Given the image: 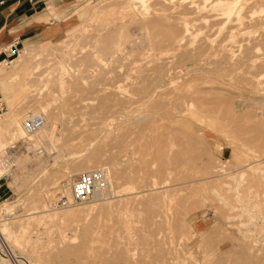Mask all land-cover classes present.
Here are the masks:
<instances>
[{
	"label": "rangeland",
	"instance_id": "obj_1",
	"mask_svg": "<svg viewBox=\"0 0 264 264\" xmlns=\"http://www.w3.org/2000/svg\"><path fill=\"white\" fill-rule=\"evenodd\" d=\"M107 1L116 2V0L75 1L71 5V9L68 13L64 16L55 17L56 22L52 29L44 31L41 36L38 35L30 38L36 39V41H30L32 45L29 46V50H26V53H24L25 55L21 56L20 52L21 49L25 47L24 41L23 43L14 46V51L11 49L9 50V54L5 53L4 56L0 58V61L6 60V62L0 63V72H12L20 65L19 63L21 61L30 65L29 68L25 69V72L24 70H21L16 78L9 80L10 82H13L18 89H15L14 91L12 90L11 92V98L12 96H15V98H13L14 107H11V101H9L11 100L9 98L10 95H6L0 86V102H3L5 105V108L0 110L1 119L5 117L6 112H8V110L11 111V109L14 110V115H16V117L21 118L20 115H22V117L25 118L27 117V114L32 111L33 107L44 105L47 109L55 112V115L57 114L58 128L62 127L61 130H59L61 135L60 137L62 138L63 136L66 138L65 141L60 138V141L58 140L54 142L55 147L48 150L46 147L49 148V146H52V144L48 141L42 142V145L38 144L35 147L33 143L31 145L26 144L25 139L28 138L27 136H23L24 138L22 136H17L18 130L14 128L8 129L7 127H0V166H2L3 161L9 158L8 155L14 154V152L21 154L10 173L5 170L0 172V181L6 182L10 188L9 193L0 198V229L4 231V229L1 228L2 223L7 224V229L9 230L11 228L10 231L13 236L20 235V244L24 247V250L20 247V245L18 247L16 246V250L27 258L29 261L28 264H45L38 258L35 252L49 250L52 248V244L54 243L53 239L56 238L53 234L52 236L49 235V233L52 232L53 227L55 226L53 225L54 220H51L48 217H44L43 220V218H38V215L42 214L41 211L45 210V208H56V210H58L70 209L74 207L73 209L75 211H79L76 212L71 220H67L69 224H67L66 221V223H64V220L59 221H61L60 223L63 225L67 224L68 227L71 226V228H75L73 230L70 227L67 228L66 225V227L64 226L65 234L69 231V237L70 235H73V240L75 241H78L79 231L83 228H81V226H84L85 220L87 221L85 222L86 224L90 222L88 220L91 219V221H93L96 219L97 221L95 222V225L98 229L94 232L93 238L95 241L92 242L94 245H104L103 242L107 241L109 236H114L119 238L121 242H124L126 240L125 238L131 235L137 240L139 239L138 237H145L144 240L139 241L138 243L139 251L155 253L164 249L165 256L168 259L170 258L169 261L171 260V264H208L210 261L208 262V259L205 260V257H207L209 253L204 251L207 249L204 247L207 246H210L207 250H211L212 253H210L215 256L214 259L210 258L212 263L210 262L209 264H214L213 260L217 262L215 264H219V262L220 264H229L227 261H230L231 263H235L236 261L237 264H248V262H250L249 264H264V255L261 254H264V143H262L264 136L261 135V131L258 130V128L254 127L256 120L264 119V40H261V36L264 35V0H245L246 4L243 2L245 6L242 5L243 0H241V2L239 0V3L242 5H240L239 8H244L242 10L243 14L239 13V16L236 14L237 17L233 18V16H235L234 14L229 18V20L225 18H220L218 20L216 18L211 19L213 18L212 12L215 9L209 5L212 0L172 1L174 5L172 10L192 12L190 13L189 18L186 16L189 24L185 27L188 32H186L187 37L183 42L189 48L203 45L205 49L203 48V51L196 55L194 59L197 64L202 61L203 66L207 68L210 66L209 69H213V71L212 73H210V70L207 72L200 71L201 74L198 72L199 74H194L193 77H187V80H180L181 83L178 87H176L175 91L168 90L165 95L163 94L162 96L165 99L172 98L173 95L180 92L182 93L184 90L190 92L192 89L199 86L204 89V93L209 92L207 94L209 97L216 96L221 100L218 104H210V107L197 100L195 101V104L193 103L189 105L188 108H191V111L188 110L183 115L179 112L176 113V109L172 105L168 106V110H164L163 108H158L153 105L152 107H148L153 109L156 113L155 115L159 126L158 130L160 129L163 131L164 128L166 129L167 127L172 131L171 134H173V137L171 140H166L168 152H174V148L176 150L181 145V147L184 146L186 148L185 160L191 159L187 162L185 160L183 161L184 167L180 164L181 167L185 168V163H191L186 164L188 166L184 169L185 171L186 169L187 171L189 170V173H186L187 171L185 172L184 170L181 171V168L177 170H180L179 173L181 175L184 172L183 175L181 176L177 171H175L176 175L179 174L181 178L188 177L187 179H192V177L193 179L195 178L192 184L190 186H185V188H181L182 186L179 187L181 185L179 184V182H181L180 177L176 176L175 172L173 174L176 177H173L178 179L175 180H177L179 185L175 183L176 181H173L174 179H172V177V181L169 178L170 180L160 182V184L167 183V190L169 187H172L173 184H175L174 188H176V185L179 187H177L179 190H176V192L172 187L168 190L171 194L168 193V195H165L164 193V196L158 202L160 205L157 206L161 208L160 206L162 205L164 208L162 213L165 212L161 214L162 217L161 215L158 216L160 225L157 223L152 224V226L146 225L144 219L147 217V212L145 210H141V207L140 210L130 207V203H128L126 198H124L126 195L123 196L124 199L117 197V200L112 202L115 206L110 204L106 212H101L100 208H94L87 211L83 209L84 206H88L91 202L96 204L101 203L104 200L103 198H93L88 202L89 204L82 203L81 205L78 204V206L70 205V207L58 204L59 196L62 195L60 192V195L58 194L59 196H57L54 200H49L51 190L56 189L55 191L58 192L60 185L67 182V175H69L70 172L75 171L73 170L74 162L86 155L85 153L72 154V152L81 151L86 148L87 144L90 143V139L87 135L91 132H99V130H102L105 125L104 123L112 127V121L115 120L114 124L118 122L115 124L117 126V134H123L125 127H127L126 122L121 121L122 117H124V112L139 109V107L144 105V101L146 99L141 96V94L139 96L138 91L134 90V87H132L134 86V82H130L133 78L136 82L137 78L135 77L139 74V65H144L143 62L145 63L148 59V62L146 63L149 66L152 65L153 62L160 61L164 62L167 67L170 66V63L171 65L173 64L174 67H169L173 70H180L182 67H186L185 62L187 61L178 60L176 53L171 51L172 48L168 44H164L157 48L155 46H150L151 42L148 37L152 31L150 34L147 32L150 24H147L148 26H145V29L140 28V26L137 25L138 22L133 20V18L135 19L137 16L132 15L138 14V12L134 13L131 10H120V7L123 8L122 5L124 4H119V7L117 6L113 13L104 12L100 16H96L91 13L94 7L101 5V3H106ZM155 1L156 0L150 1V4H153ZM144 2L148 3V0H144ZM206 4L207 8L203 9L201 6ZM50 8L54 10L53 7H49V9ZM142 11L143 9L140 10V12ZM203 12L207 14L205 19L207 18L208 20L206 19V21H204L205 19L203 17L206 15H204ZM159 13L164 14L165 12ZM122 14L124 15L122 16ZM147 14H149V16L145 15L148 17L151 15L155 16V13H151V15L150 13ZM199 14H203V17H200ZM261 20L263 22H259ZM199 21H203L205 25L203 22L199 23ZM83 23L85 27H82ZM209 23L211 24L209 25ZM198 27L201 28L199 29ZM153 28V25H151L150 29L153 30ZM206 29L209 30L207 31ZM110 30H116V33L112 31L114 34V41L112 43L115 46L112 43L111 44L112 47H115V50H118V52H120V49L123 48L130 49L132 46L128 42L130 38H134L136 40V46L141 45L138 50H135L134 53L131 54L133 58L130 56L131 59L134 60L131 61L128 57L125 60V63L109 61L106 63L105 67H108L105 69L108 70L110 67L111 70H105V74L101 77L100 82L96 81L98 83L95 82L94 84L93 82L83 81L85 86L95 87L97 89H95V91L99 93L97 95L91 93L94 90L90 92V96L86 97V94L84 98L77 97L78 93H75V96L74 92L62 93L61 91H49L48 86L51 84L47 85L46 82H44L47 78L44 76L47 74V72H44L46 71L47 65L40 64L36 67L37 63L40 61L42 62L45 57H47V59H51L49 61L57 60L69 49L70 54L72 55L70 60L75 57V54H80L81 51L91 48L93 49L95 47L100 49L99 46H101L102 43H95V46L94 42L89 40L90 36L92 33L94 34V32L105 33ZM191 30L194 31L192 32ZM195 30H197L198 33ZM204 30L207 31L208 34ZM79 32H83V35ZM85 38L88 42H85ZM203 40L206 42H203ZM204 43H206L208 47H206L207 45ZM209 45H213V47L211 48ZM167 47H170L171 49H166ZM155 49L158 52H156ZM168 51H170L172 55ZM96 53L97 55L103 54H99V52ZM151 53L152 57L150 55ZM202 54H204V56ZM11 59H13L12 63H10ZM228 60L229 62H227ZM132 63L134 68L127 73V67ZM213 63H220L221 65L218 67L212 65ZM73 69V67L66 64L65 71L68 70V72H73ZM259 70H263L261 79L256 76V73ZM30 71L31 73L29 75H24V73ZM204 72L205 74L209 72L207 77L205 74H202ZM37 73H42L43 75H38ZM130 74L132 76H135L136 74V76L132 77ZM23 83L24 85H22ZM44 83L46 86H43ZM41 84L44 92H39ZM45 89L47 92H45ZM130 89L133 93H131ZM106 92L116 93L119 98L124 99V103L121 106L103 105L100 97ZM71 96L73 97L70 100H65V98L67 99ZM129 97L130 100L132 99L131 101L129 100ZM73 99L75 102H73ZM78 100L81 101L78 102ZM64 103H66V105L63 108L60 107V105ZM91 103L93 105H91ZM128 105L129 107H127ZM124 107L126 110H124ZM130 107L131 109H129ZM192 109H194V111ZM42 112L48 119L50 118L49 121L52 120L47 110H43ZM166 113L167 115H165ZM23 118H21V125L24 123ZM60 121H62V123ZM59 122L61 124H59ZM108 133H106L105 136L96 143L97 145H102V147H104L102 148V151L105 156L106 154H110L112 149V145L110 143L111 137L114 136L113 132H111L110 135ZM106 143L109 145L107 146ZM39 148L45 149L40 152ZM105 151L106 153H104ZM124 152L125 151H123V154L120 156L122 159L126 157V155H124L126 152ZM34 154L42 155L40 159L43 160V164H38L40 160L35 158ZM80 155L82 157H80ZM203 157L205 159H201ZM120 167L122 168L123 165H120ZM177 167H179V164ZM240 169L245 173L241 174ZM166 170L169 171V169ZM167 171H165L164 177L165 175L169 177V174H166ZM202 173L207 175L208 179L210 177V179L207 180V177L203 175L205 177L204 179L203 176H201ZM225 173H229L232 177L230 178L229 175L226 176ZM233 173L235 177L233 176ZM173 174L171 173L170 176ZM189 174L192 177H190ZM215 175H218V177L222 175L220 177L221 179L217 177L221 184L218 181L216 182ZM14 176L15 178H13ZM76 176L77 175H74L73 177ZM199 176L202 179L199 178ZM198 178L199 181L197 182ZM211 178L215 179L211 180ZM182 179L185 180L186 178ZM170 182H172V185ZM222 182L224 183L222 184ZM169 184L170 186L168 187ZM138 185L142 184H137V188L135 189V185L126 184L124 186L126 190L124 191H133V189L136 191L142 189V187H138ZM48 187L50 188V192ZM214 188L217 189L218 192L220 190L222 195H220V192L216 194V190ZM183 190L185 194L182 192ZM185 191H187L188 195H186ZM181 192L185 197L181 194ZM181 195L184 198H182ZM254 198L256 200H254ZM248 199L250 200L249 202ZM240 200L244 203L246 202V206L244 203L242 204ZM247 202L250 206L251 204L256 206L259 202V205L256 208L253 207L255 209L251 208V210H254L250 211L251 214L248 211V213L246 212V210L250 209ZM230 206L232 208H230ZM241 206H243V209H241ZM114 209L115 211H113ZM259 209L260 212L263 209V213L261 212L263 215L259 213ZM36 210L37 212H35ZM45 211L48 212L47 210ZM46 212H43V214ZM256 212L258 215H256ZM122 214H125V217H121ZM248 214L251 215H249L251 218L247 217ZM255 215L256 217H254ZM253 217L255 219L257 218L259 221L254 220ZM160 218H163V221ZM247 218H250V221L253 219L252 221L255 222L251 221L253 223L252 224L251 222H248L249 220ZM163 222L165 223V226L163 225ZM21 224L24 225V227H22L23 230L22 228L18 229V226ZM38 227H40V229ZM44 227L50 228L49 230H46L49 233L44 232ZM108 227L111 228L110 232ZM104 231H107L108 233L106 234ZM241 233H245L247 238H245L246 236ZM205 234L206 237H208L207 234L210 238L211 236H214V238L216 237L215 240L217 242L214 241L213 243V237L212 239L208 237V240H210L207 241L209 245L207 244V246H205V244L203 247L202 243H207L201 241H206L204 236ZM5 235L7 236L6 232ZM76 236L77 238H75ZM97 239L102 242H99ZM209 242L213 243V246ZM251 242L253 244H251ZM243 246L247 248V253L250 254V256L252 254V257L254 256L255 259L259 258L261 263H259V260H254V258L250 261H248L249 259L243 260V256L245 257L243 250H239V252H243L244 255L240 253L243 256H237L239 253L237 250L239 248L244 249ZM249 247H252L253 250H250ZM234 251H237L238 253L235 255ZM220 253L223 254L220 259L225 258V262L223 261L224 263H221L220 259H217V257L219 258ZM257 253L258 258L256 257ZM224 254H227V257L224 256ZM211 256L212 255H210V257ZM232 258H234L235 261H231ZM253 260L254 262H252Z\"/></svg>",
	"mask_w": 264,
	"mask_h": 264
},
{
	"label": "bare ground",
	"instance_id": "obj_2",
	"mask_svg": "<svg viewBox=\"0 0 264 264\" xmlns=\"http://www.w3.org/2000/svg\"><path fill=\"white\" fill-rule=\"evenodd\" d=\"M150 1H152V0H150ZM150 1L148 0L149 4L146 3L147 1L144 2V0H116V2H108L107 1L106 3H101V5L94 7V9L91 13L93 15H96V16H100L104 12L113 13L115 11V9L117 8V6L119 7V4H121V5L124 4V5H122L123 8L120 7V10H122V11L123 10L124 11L125 10L126 11L131 10L134 13L138 12V14H132V15L137 16V17H135V19L133 18V20L138 22L137 25H139L140 28H144L145 26H148L147 24H150V27H151V25H153V27H154L153 30L150 29V27L148 26L149 30L147 31L149 34L151 31H152V33L149 35V37L146 35L149 38V41L151 42L150 46L151 47L155 46L157 48V47H160L164 44H168L173 50L170 47H167L166 49H171V51H174L177 55L178 60L187 61V62H185L186 67L185 68L182 67L180 70H173L172 68H169L170 66L174 67L173 64L171 65V63H170L169 64L170 66L168 65L169 67H167L164 62H160V61L153 62V64L149 66L146 63V62H148L147 61L148 59L147 60L145 59L146 62L145 63L143 62L144 65L138 66L139 74L137 75V77H135L136 74H135V76L133 75L135 78H137L136 82L134 81V78H133V80L131 78H129L132 80L130 82H134V86H132V87H134V90L138 91L139 96L141 94V96H143L146 99L144 101V105L143 106L141 105L142 107H139V109H135L132 111L129 110V111L124 112V117H122L121 121L126 122L127 127H125L123 134H117V126L115 124H117L118 122H116L114 124V122L116 120L112 121L114 125L110 124L112 127H110L109 125L104 123L105 125H104L103 129L99 130V132L89 133L87 136L90 139V143L87 144L86 148H84L81 151H73L72 152V154H79V153L83 154V153H85L86 155L83 157L80 155V157H82V158H80L74 162L73 170H75V171L74 172L69 171L70 172L69 175H67L68 173L66 174L67 178L66 177L65 178L67 179L66 180L67 182H64L60 185L59 191L56 192L55 191L56 189L55 190L53 189V190H51V193L49 194V192H50V188H49L50 186H49L48 187L49 188L48 194H49V200L50 201L54 200L57 196L60 195V193L66 195L70 198L72 196L70 184L74 180V177H73L74 175H77V174L83 173V172H87V170H91V169H100V170L107 173V176H108L107 185L101 191H97L94 195V198L98 197V198H103L104 200L103 201L100 200V201H102L101 203H98L100 205H98L96 203H92V202L90 204L88 203L89 205L87 204L88 206H84L83 209H85L87 211V210L94 209V208H100L101 212H106L109 205L112 204V202H114L115 200H117V197L123 198V196L126 195V197H124V198H126L128 203H130L129 204L130 207H132L134 209H139V210L141 207V210H145L147 212V217H145L144 222L146 225L152 226V224H156V223L160 225V222L158 221V218H159L158 216L165 213V212L162 213V211L164 210L162 205L160 206L161 208H159L157 206V205H160V204H158V202L164 196V193H165V195L166 194L168 195V193L170 192V191L168 192V190H170L172 187L173 188L175 187L174 186L175 184H173L172 187H169L170 184L172 185V182H170V184L168 185L169 188L167 190V183H164V184L161 183L160 184V182H163L164 180H170L172 177V179H174L173 181L174 182L176 181L175 183H177L178 179L174 178V177H176V176L180 177V175H181L179 173L180 170L178 171L177 169L182 168L181 171H183L188 166L186 164H191V163H185L184 165L186 167L183 168L184 167L183 161L186 158V156H185L186 148L184 146L181 147V145H180L179 148L176 150L173 146H171L174 148V150L172 149L174 152H172V151H171L172 153L168 152L167 147H166V140H168V139L171 140V138L173 137V134H171L172 131L170 129H168L167 127H166V129L164 128L163 131L160 129L158 130L159 126H158L156 115H155L156 113L154 112L153 109L148 108V107H152V105H153V106H156L158 108H163L164 110H168V106L172 105L176 109V113L179 112L181 115H183L186 111H188V110L191 111V108H188L189 105L193 104V103L195 104V101H197V100L202 102L203 104L207 105L208 107H210V104H212V103H213V105L218 104L221 99L216 97V96L209 97L207 95L209 92L204 93V89L199 87V86L195 87V89H192V91H190V92L187 90L186 91L184 90L182 93L180 92L176 95H173L172 98H168V99L163 98L162 95L163 94L165 95V93L168 90L175 91L176 87H178L181 83L180 80H187V77H193L194 74H197L198 72L201 74L202 71L207 72L208 70H210L211 71L210 73H212L213 69H209L210 66L208 68L203 66L202 61H201V63L197 64V62L194 59L196 55H198L200 52L203 51V48H204L203 45H199V46H196L194 48H189L183 42L185 40V38L187 37L186 32H188V31H186L187 28L185 29V27L187 24H189L187 21L188 19H186V16L189 18L190 13H192V12L191 11L172 10L174 8V5L172 3L173 0H156L154 3L152 2L153 4H150L151 3ZM246 1L243 0L242 3L244 2L246 4ZM240 2H241V0H240ZM244 3L242 5L245 6ZM125 4H127V5H125ZM209 5L215 8L214 11L211 9L214 13L211 11L213 18H211V17L210 18L211 19L216 18L217 20L220 18H225V19L229 20V18L234 14H235V16H233V18H235V17L239 16L240 15L239 13H242V10L244 9V8H239L241 5L239 3V0H212L211 4H209ZM201 7L203 9H205V8H207V4L202 5ZM142 9H143V11L140 12V10H142ZM159 12H165V13L161 14ZM204 12L206 13L205 10H204ZM50 13H51L52 17L54 16L53 18H55V17L57 18L59 16L55 9L52 10L50 8ZM147 13H150V15H151V13L152 14L155 13V16L151 15L152 17L151 16L148 17L149 14H147ZM205 13H204V15H206V16L203 17L202 16L203 14L202 15L199 14L200 17H203L205 19V17H207V14H205ZM145 14L148 16H146ZM236 14H237V16H236ZM123 15L124 14H122V16ZM214 15H215V17H214ZM191 16H192V14H191ZM197 17L199 18L198 15H197ZM44 19L47 21L51 18H49V16L47 15V17H45ZM206 19L204 21H206ZM242 19H240V20H242ZM83 22H85V21H83ZM130 22H128V23H130ZM202 22L203 21H199V23H202ZM259 22H263V21L261 20ZM117 24H118V22H117ZM203 24H204V22H203ZM210 24L211 23H209V25ZM221 24H223V23H221ZM209 25H207V26H209ZM105 26H107V25H105ZM139 26H138V28H139ZM82 27H85L84 23H83ZM82 27H81V29H82ZM87 29H86V31H87ZM130 29H131V27H130ZM75 30H77V29H75ZM99 31H101V30H99ZM112 31L110 30L109 32H105V33H100V32L95 33L93 31L94 34L92 32H90V33H92V35L88 34V35H91L89 40H92L94 42V45H95V43L96 44L102 43V45L99 46L100 49H97L95 47L93 49L91 48V49H88L85 51H81L80 54H78V55L75 54L74 55L75 57L73 59L71 58V60H70V57L72 55L70 54V49L69 50L67 49L68 51H66V53L62 54L59 58L57 57L58 58L57 60L49 61L51 59H47V57H45L47 59L46 60L45 58L42 57L43 61L42 62L40 61L41 63L38 62L36 67H38L40 64L41 65L42 64L47 65L46 71H44V72H47V74L44 75L47 78H46V80H44V82H46L47 85L51 84V85H49L50 87L48 86L49 91L50 90H51V92L52 91H54V92L55 91L56 92L61 91L62 93L74 92V95H75V93H78L77 97H83V98L85 97L86 94H87L86 97L90 96L91 95L90 92L92 90H94V91H92L91 93L96 94V95L99 94L98 92L95 91V89H96L95 87L85 86L83 84V81L93 82L94 84L96 81L100 82L101 77L103 76V74H105V70L108 67V66L105 67L106 63H108L109 61H117L119 63H121V62L125 63V60L128 57H129L128 59H131V57H132L131 54H133L135 50H138L141 47V45H139V46L135 45L136 40L134 38H130L128 41L130 43V45H132L130 47V49H124L123 48V49H120V52H118V50H115V47H112V44H113L112 42L114 41L113 32H115L116 30L113 32ZM191 31L193 32L194 30H191ZM195 31L198 33L197 30H195ZM207 31H205V32H207ZM196 32H194V33H196ZM82 33L83 32H81L80 34H82ZM148 33H146V34H148ZM123 34H124V32H123ZM123 34H121V35L124 36ZM207 34H208V32H207ZM139 35L142 36L141 34H139ZM139 35H138V37L140 38ZM188 36H190V35H188ZM206 38H208V37H206ZM124 40H125V38H124ZM261 40H264V35L261 36ZM204 41L205 40H203V42ZM85 42H88L87 39L85 40ZM152 44H154V45H152ZM204 44L207 45L206 43H204ZM30 45H32V43H30V41L28 43H25V45H24L25 47L22 48L20 51L21 56L25 55L24 53H26V50H29ZM213 45L212 46L209 45V47L212 48ZM263 45H264V43H263ZM143 46H144V44H143ZM191 46H192V44H191ZM206 47H208V45ZM113 48H114V50H113ZM155 51H156V49H155ZM96 52H99V54H101V53H103V54L97 55ZM156 52H158V51H156ZM168 52L170 53V51H168ZM150 55L152 57V53ZM202 55L204 56V54H202ZM48 57H50V56H48ZM44 59H45V61H44ZM138 59H136V60H138ZM133 60L131 59V61H133ZM12 61H13V59H11L10 63H12ZM3 62H6V60L0 61V63H3ZM227 62H229V60ZM19 64L20 65L18 67H16L12 72H10V71L9 72H6V71L0 72V86L2 87V90L5 92L6 95H8V96L10 95L9 98L11 100H9V101H11V107L15 106L13 103L14 102L13 98H15V96L14 97L12 96V98H11V92H12V90L14 91L17 88L14 85V83L10 82L9 80L10 79L12 80V78H16L17 75H19V73L21 72V70H24V72H25V69L30 67V65L27 64L26 62L21 61ZM66 64H68L69 66L74 68L73 72H68V70L65 71ZM212 65L220 67L221 64L220 63H213ZM212 65H211V67H212ZM127 68H128V70L126 72L129 73L131 71V69L134 68L133 63L131 65H129ZM199 68L202 70H200ZM109 69L111 70L110 67H109ZM214 69H216V68H214ZM108 70H106V71H108ZM44 72H43V74H44ZM30 73H31V71L24 73V75H29ZM208 73L205 74V72H204L202 74H205L207 77ZM262 73H263V70H259L256 73V76L261 79L262 78L261 76L263 75ZM37 74L41 75L42 73H37ZM98 82H96V83H98ZM93 83H92V85H93ZM22 85H24V83ZM43 86H46L45 83ZM41 87H42V84L39 87V92H44L43 87L42 88ZM8 91H9V93H8ZM45 92H47V90ZM102 92H104V91H102ZM131 93H133L132 90H131ZM210 93H212V92H210ZM73 96L68 97L67 99L65 98V100H70ZM92 97H93V95H92ZM228 97H230V96H228ZM100 99H102L103 105L121 106L124 103V99L119 98L118 95L114 92H106L100 97ZM129 100H130V97H129ZM79 101H81V100H78V102ZM73 102H75L74 99H73ZM70 103H72V102L70 101ZM65 105H66V103L60 105V107L63 108ZM67 105H69V104H67ZM72 105H73V103H72ZM84 105H85V103H84ZM88 105H90V104H88ZM91 105H93V104L91 103ZM127 107H129V105ZM129 109H131V107ZM43 110L48 111L52 120L49 121L50 118L48 119L44 115V113L42 112ZM124 110H126L125 107H124ZM192 110L194 111V109H192ZM36 112L40 113L42 115V117L44 119V124L41 127L37 128V129H35L29 133L25 131L24 123H23V125H21V121H22L21 118H23L22 115H20L21 118L16 117V115H14V110H12V109H11V111L8 110V112H6L5 117H3L2 119L0 117V127H7L8 129L14 128V129L18 130L17 136H20V137L21 136L22 137L27 136L28 138L25 139L26 144L31 145L33 143L35 145V147H36V145L41 144L42 142L48 141L50 144H52V146H49V148L45 146L46 149L49 150L50 148L55 147L54 142L58 141L61 138L59 130H61L62 127H59L60 129L58 128L59 125H57V123H58V121H57L58 116L56 117L57 114L55 115V112H52V110L47 109L44 105H40L38 107H33L32 111L27 114V117H29L31 115V113H36ZM121 112H119V113H121ZM172 112H174V111H172ZM189 113H191V112H189ZM165 115H167V113ZM160 116H161V114H160ZM23 119L25 120V118H23ZM117 121H120V120H117ZM60 122L62 123V121H60ZM60 122H59V124H61ZM101 126H103V125H101ZM254 127L258 128V130L261 131V135L264 136V119L256 120ZM111 132H113V134H114V136L111 137V142H110L112 145V149H111V151L108 149L110 151V154H108V155L106 154V156H105V154H103V151H102V148H104V147H102V145L99 146L96 143L99 140H101L105 136L106 133H108L110 135ZM61 139H63V141H65L66 138L62 136ZM262 143H264V139L262 140ZM108 145L109 144H107V146ZM44 149L45 148H42V149L39 148V151L42 152V151H44ZM108 150H106V151H108ZM106 151L104 153H106ZM123 151L126 152V153L124 152L125 153L124 155H126V157L122 159L120 156L123 154ZM27 155H28V153H27ZM8 156H9V158L7 160L3 161V163L1 162L2 166H0V172H2V170H5V171H8L10 173L13 170V166H14L15 162H17V160L19 159L21 154L14 152V154H11ZM41 157H42V155H37V154L35 155V158H38L40 160L38 164H43L42 163L43 160L40 159ZM201 159H205V158L203 157ZM190 160L191 159H188V160L186 159L185 161L187 162ZM20 163H22V162H20ZM178 164H179L180 168L177 167ZM180 164H182L183 167H181ZM120 165H123V167L121 168ZM166 169H169V171H167ZM165 171H167V173H166L167 175L169 174V177L165 175L166 178L168 177L167 179L164 177ZM175 171H177L180 175L179 174L176 175ZM186 171H187V169H186ZM188 171L186 173H189ZM242 171L243 170L240 171L241 174L245 173L244 171L243 172ZM246 171H247V169H246ZM174 172H175L176 176H174V174H173ZM219 172H220V170H219ZM171 173L173 174L172 176H170ZM183 173H182V175H183ZM221 173H219V174H221ZM192 174L194 175L193 172H192ZM222 174H224V173H222ZM225 174H226V176H228V175L230 176L229 173L228 174L225 173ZM203 175L205 177H207V175H205L204 173L201 174V176H203ZM204 176H203V178L205 179ZM221 176L218 177V175H217L215 177L216 179L215 178H213V179H215L217 182L218 178H220ZM233 176H234V173H233ZM190 177H192V176L190 175ZM231 177H232V175L230 176V178ZM13 178H15V176ZM163 178H165V179H163ZM182 178L187 179L188 177H182ZM182 178L180 177L181 182H179V184H181L179 187L182 186L181 188H185V186H190L195 179V178L193 179V177H192V179L190 178L187 180L186 179L183 180ZM199 178H201V177L199 176ZM199 178L197 179V182L199 181ZM172 179H171V181H172ZM175 179H177V180H175ZM209 179H210V177H209ZM209 179L207 177V180H209ZM213 179L211 178V180H213ZM214 183H215V181H214ZM219 183L221 184V182H219ZM223 183L224 182H222V184ZM126 184H132L133 186L135 185L134 186L135 189L137 188V184H142V185H138V187H142V189H139L136 191H134V189H133V191H124V190H126L124 187ZM158 184H160V185H158ZM177 187L178 186L176 185V188H174L175 192H176V190H179L178 189L179 187L178 188ZM215 190H216V194H218L220 192L219 189H218L219 192L217 191V189H215ZM182 192L184 193V190ZM182 192H181V194L183 195ZM185 192H186V195H188L187 191H185ZM169 194H171V193H169ZM182 195H181V197H182ZM190 195H192V194H190ZM220 195H222L221 192H220ZM184 197H182V198H184ZM121 198H119V199H121ZM254 200H256V199L254 198ZM249 201L250 200L248 199V202ZM240 203H238V204H240ZM243 203L244 202H242V204ZM245 203H244V205L246 206ZM238 204H236V205H238ZM248 204H247V206H248ZM258 205H259V202H258V204H256V206H253L251 204L252 207L249 204L250 207L249 206L248 207L250 209L246 210V212L248 211L250 213V211H254V210H251V208L255 209ZM71 206H78V205H71ZM113 206H115V205H113ZM253 207H255V208H253ZM73 208L58 209V210H56V208L55 209L54 208H47V209L45 208V210H47L48 212L43 210V211H41L42 214L38 215V218H43V220H44V217H48L49 219L54 220L53 225L55 226V227H53V230L50 233L48 231H46V230H49L50 228L44 227L45 228L44 232L49 233V235H51V236L53 234L56 238V239H53L54 243L52 244V248H50L49 250L38 251V252L36 251L35 252V254L38 256V258L40 260H42L45 264H171V260L169 261L170 258L168 259L165 256V250L164 249L159 250L155 253H151V252L149 253L148 251L143 252V251L138 250L139 249V247H138L139 241L144 240L145 237L144 238L138 237L139 239L137 240L135 237L129 235V236H127V238H125L126 240L124 242H121L119 240V238H116L114 236H109V234H108L109 237L107 238V241H105L106 243L103 242L104 245H101V244L100 245H94L92 243L93 241H95V239L93 238L94 232L98 229V227L95 225V222L97 221L96 219H94L93 221H91V219H90V220H88L90 222H88L86 224H85V222H87V221L85 220L84 226H81V228L82 227L83 228L79 231L78 241L73 240V235L72 236L70 235V237H69V234H68L69 231L66 232L67 234H65V230H64L65 229L64 226L65 225L67 226V224H69L67 222V220H71V218L74 217L76 212L79 211V210L75 211ZM230 208H232V207L230 206ZM241 209H243V206H241ZM131 210H129V211H131ZM113 211H115V209ZM255 211H257V210H255ZM258 211L261 214L263 209L261 212H260V209ZM35 212H37V210ZM35 212H34V214H35ZM43 212H46V213L43 214ZM111 212H112V210H111ZM257 212H256V215H258ZM253 213H252V216H253ZM250 214H248L247 217H250L251 216ZM256 215L254 217H256ZM261 215H263V214H261ZM261 215H260V217H261ZM95 216H97V215H95ZM121 217H125V214H122ZM161 217H162V215H161ZM254 217H253V219L257 221L258 219L257 218L255 219ZM94 218H96V217H94ZM160 219H162V221H163V218H160ZM253 219H251V221ZM59 220H64L63 222L64 223L67 222V224L63 225L60 223L61 221H59ZM167 220H168V218H167ZM178 221L180 222L179 219H178ZM251 221L249 220L248 222H251ZM164 222H165V219H164ZM252 222H255V221H252ZM260 222H261V220H260ZM49 224H50V222H49ZM51 224H52V222H51ZM174 224H175V222H174ZM0 225H1V223H0ZM163 225L165 226V223ZM260 225H261V223H260ZM22 227H24L23 224L19 225L18 229L22 228ZM69 227L71 228V226H69ZM69 227L67 226V228H69ZM75 227H77V226H75ZM185 227H186V223H185ZM1 228H3L4 231L6 229V231H5L7 233L6 237L8 238L10 245L12 244L11 246L15 250L17 249L16 246L18 247L19 245L24 250V247H22L20 244L21 243L20 235L19 236L18 235L13 236V234L10 231L11 228L9 230L7 229V224L2 223ZM38 228L40 229V227H38ZM108 228H109V232H110L111 228L110 227H108ZM71 229H73V227ZM22 230H23V228H22ZM114 230H116V229H114ZM1 231L4 232L2 229H1ZM107 231H104V232H106V234H107L108 233ZM5 232H4V234H5ZM241 234L246 236V237L245 236H242V237L247 238V235L245 233H241ZM215 235L217 236L216 233H215ZM204 236H205L206 241L201 240L202 242L210 241V240H208L210 238L208 234H207V236L209 238L206 237V234ZM212 237H213V243H214V241H216L215 240L216 237L214 238V236H211L210 239H212ZM75 238H77V236ZM99 242H102V241H99ZM218 242H219V239H218ZM209 243H211V242H209ZM213 243H211L212 246H213ZM202 244H203L202 246L204 247L205 244H206L205 246H207L208 242L202 243ZM251 244H253V243L251 242ZM248 246H249V244H248ZM209 247L207 246L204 248L208 249ZM257 248H255V249H257ZM207 249L204 251L208 252L212 256L210 257V255L207 253L209 257L208 256L205 257V260L208 259L207 261L211 262L210 258L214 259L215 256H213V254H211L212 253L211 250L208 251ZM246 249L247 248L244 247V249L239 248L237 250L238 252H239V250H243L245 257L243 256L244 254L241 251L239 253L237 251H234L235 255H236V253H238V254L242 253L243 255L237 254V256L242 255L243 260L249 259L248 261H250L252 258H254V260H256V261L259 260L258 253L256 256L258 259H255L254 256L252 257V254L250 256V254L247 253ZM251 249H252V247L250 248V250ZM245 250H246L247 254L245 253ZM226 252H227V250H226ZM222 253H220L219 258L217 257V259L221 258V256L223 255ZM261 254L264 255L263 253H261ZM205 255H206V253H205ZM224 256L227 257V254H224ZM239 258H241V257H239ZM233 260L235 261L234 258L231 259V261H233ZM254 260L252 262H254ZM220 261H221V263L223 261L225 262V258L220 259ZM256 261H255V263H256ZM228 262H229V264L231 263L230 261H227V263ZM213 263L215 264L217 262H215L213 260ZM235 263L237 264L236 261H235ZM235 263L232 262L231 264H235ZM249 263L250 262H248V264ZM259 263H261V261ZM219 264H220V262H219ZM256 264H258V263H256Z\"/></svg>",
	"mask_w": 264,
	"mask_h": 264
},
{
	"label": "crops",
	"instance_id": "obj_3",
	"mask_svg": "<svg viewBox=\"0 0 264 264\" xmlns=\"http://www.w3.org/2000/svg\"><path fill=\"white\" fill-rule=\"evenodd\" d=\"M78 0H0V58L9 50L24 41H36L32 37L42 35L55 25L49 7H53L59 16H64L71 5ZM10 191L6 182L0 181V198Z\"/></svg>",
	"mask_w": 264,
	"mask_h": 264
},
{
	"label": "built area",
	"instance_id": "obj_4",
	"mask_svg": "<svg viewBox=\"0 0 264 264\" xmlns=\"http://www.w3.org/2000/svg\"><path fill=\"white\" fill-rule=\"evenodd\" d=\"M4 108V103L0 102V110ZM43 124L44 119L37 112L31 113L24 120V128L28 133L41 127ZM107 180V173L100 169H91L87 170V172L79 173L70 184L72 196L69 198L64 194L60 195L58 204L70 206L88 203V201L94 198L97 191H101L106 187ZM28 262L23 254L19 253L10 245L6 235L0 229V264H28Z\"/></svg>",
	"mask_w": 264,
	"mask_h": 264
}]
</instances>
